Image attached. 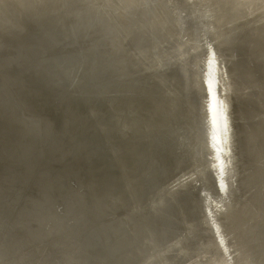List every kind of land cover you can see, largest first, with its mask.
I'll use <instances>...</instances> for the list:
<instances>
[{
	"label": "bare ground",
	"instance_id": "bare-ground-1",
	"mask_svg": "<svg viewBox=\"0 0 264 264\" xmlns=\"http://www.w3.org/2000/svg\"><path fill=\"white\" fill-rule=\"evenodd\" d=\"M197 1L210 13L201 48L191 34L181 42L165 32L166 9L135 19L131 9H145L149 0H98L97 30L108 37L114 68L130 82L151 83L147 96L131 92L119 100L100 92L108 100L90 110L99 121L89 131L106 136L115 164L100 185L114 189L93 202L113 222L102 238L111 264H264V0ZM108 11L129 19L109 24ZM133 36L127 50L124 41ZM239 44L263 70L252 88L239 83L232 66ZM159 134L167 142L156 150ZM48 191L59 192L52 184ZM3 200L0 264H25V243L4 232L11 201ZM51 220L44 227L52 228Z\"/></svg>",
	"mask_w": 264,
	"mask_h": 264
},
{
	"label": "water",
	"instance_id": "water-1",
	"mask_svg": "<svg viewBox=\"0 0 264 264\" xmlns=\"http://www.w3.org/2000/svg\"><path fill=\"white\" fill-rule=\"evenodd\" d=\"M197 2L149 0L145 9L132 8L131 15L140 19L166 9L171 20L165 32L179 35L181 42L191 34L201 48L210 13ZM128 19L125 12L108 11L104 21L123 24ZM101 20L98 0H0V196L5 204L11 201L4 232L25 243V264L112 262L102 238L113 222L94 211L93 202L114 189L113 184L100 185L115 164L106 136L89 131L99 121L90 110L108 100L100 99V92L119 100L131 92L147 96L144 89L151 83L141 77L142 84L130 82L114 68L108 37L97 30ZM137 39H126V49H134ZM240 46L234 49L232 66L239 83L252 88L254 81L261 83L263 70L249 48ZM108 132L116 136L111 127ZM157 137L156 150L167 142L163 134ZM51 184L59 191L56 195L48 191ZM32 212L47 213L31 220ZM47 219L55 223L52 228L44 227ZM21 244L13 241L11 246Z\"/></svg>",
	"mask_w": 264,
	"mask_h": 264
}]
</instances>
